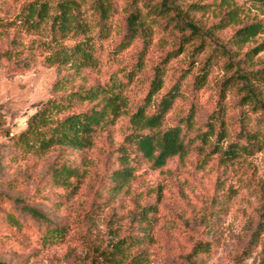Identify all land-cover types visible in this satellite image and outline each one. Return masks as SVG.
<instances>
[{
    "label": "trees",
    "instance_id": "obj_1",
    "mask_svg": "<svg viewBox=\"0 0 264 264\" xmlns=\"http://www.w3.org/2000/svg\"><path fill=\"white\" fill-rule=\"evenodd\" d=\"M249 1L264 13V0ZM226 7L218 23L206 27L197 14L209 12L210 4L185 6L184 0H0V41L9 42L0 60L10 64L7 69L17 71L41 63L61 74L52 87V97L40 105L16 138L17 149L23 156L35 158L55 153L43 179L74 196L87 171L70 158L74 153L93 150L104 133L127 118L122 141L109 149L112 161L106 175L105 204L115 203L119 195L128 193L143 166L162 170L173 159L194 153L204 161L218 157L224 164H233L263 152L264 59L258 58L264 51V41L249 49L244 59L240 56L244 47L264 36V22L257 15L251 21L250 9ZM229 28L235 31L224 44L219 34ZM160 35L167 37L160 39ZM156 40L164 41L161 46L173 47L150 70L144 79L145 94L138 99L149 49ZM136 44L139 48L127 67L113 71L106 81L90 80L91 75H102L110 61ZM209 49L203 67L194 73L191 68ZM185 54L188 68L167 87L170 62ZM219 57L228 76L219 85V102L206 124L197 123L195 101L184 116L172 121L170 115L177 102L206 85L210 67ZM227 92L236 96L240 109L239 118L233 122L228 120L224 103ZM161 197L160 191L156 203L138 205L129 227H118L106 248L94 247L104 264L150 263L151 248L157 241ZM218 205L216 200L210 202L197 230L191 233L193 244L183 264H207L221 246L224 235L220 213L224 209ZM22 210L27 220L21 219V213L11 212L6 214L8 223L22 230L28 221L37 222V245L50 248L67 241V225L54 224L37 207L24 206ZM258 232L249 244L251 248L264 233V223L258 226Z\"/></svg>",
    "mask_w": 264,
    "mask_h": 264
},
{
    "label": "rangeland",
    "instance_id": "obj_2",
    "mask_svg": "<svg viewBox=\"0 0 264 264\" xmlns=\"http://www.w3.org/2000/svg\"><path fill=\"white\" fill-rule=\"evenodd\" d=\"M194 2L210 4L209 12L197 14L206 27L218 23L219 17L226 11V4L250 9V20L257 15L264 22V13L255 10L249 0H184V5ZM234 31L235 28H229L221 32V42L227 43ZM162 37L167 36H159L160 39ZM158 41L149 49L148 67L138 89V99L145 94L147 82L144 79L151 74L150 70L173 47L172 44L161 46L164 41ZM263 41L264 36L244 47L240 58L244 59L243 55L249 49ZM138 48L139 44H136L117 60L110 61L102 75H91L90 80L106 81L113 71L132 63V54ZM8 49L9 42L0 41V53ZM210 53L211 49L199 58L195 68H191L194 73L203 67ZM219 58L210 67L206 85L193 92V96L189 95L190 98L177 102L170 115L172 121L184 116L195 101L199 109L197 123L206 124L219 102V85L228 76L224 61ZM258 59H264V51ZM9 65L6 60H0V264H104V258L99 257L98 251L94 252V247L106 248L114 239L118 227H129L134 209L138 205L156 203L160 191L157 241L151 248L149 264H183L193 244L191 233L197 230L200 219L213 200L224 209L220 213L224 240L207 264L262 263L264 233L256 246L251 248L249 244L254 241L253 235L259 234L258 226L264 223V151L233 164H224L218 157L204 161L194 153L184 159H173L162 170L143 166L129 192L119 195L115 203L105 204L108 197L105 192L106 175L112 161L109 149L117 147L122 141L128 125V119L123 118L99 138L93 150L74 153L70 158L76 166L87 171L81 189L70 196L66 190L53 187L46 182V178L43 179L55 153L41 158L27 157L15 144L18 135L26 129L28 120L41 104L52 97V87L61 74L41 63L17 71L7 69ZM188 65L186 54L170 62L167 87ZM186 81L191 84L192 77ZM190 91L191 88L188 93ZM235 100L233 93H226L224 103L230 122L236 121L240 115ZM24 206L37 207L49 221L67 225V241L42 248L36 243L40 227L37 222L28 221L22 230L12 227L6 214L21 213V219L27 220L22 210Z\"/></svg>",
    "mask_w": 264,
    "mask_h": 264
}]
</instances>
